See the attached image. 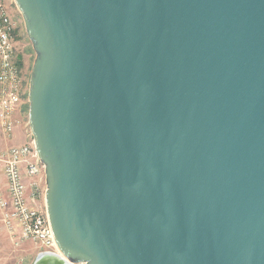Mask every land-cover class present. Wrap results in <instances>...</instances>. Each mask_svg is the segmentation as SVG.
Here are the masks:
<instances>
[{
	"label": "water",
	"instance_id": "water-1",
	"mask_svg": "<svg viewBox=\"0 0 264 264\" xmlns=\"http://www.w3.org/2000/svg\"><path fill=\"white\" fill-rule=\"evenodd\" d=\"M58 252L264 264V0H14Z\"/></svg>",
	"mask_w": 264,
	"mask_h": 264
},
{
	"label": "built area",
	"instance_id": "built-area-1",
	"mask_svg": "<svg viewBox=\"0 0 264 264\" xmlns=\"http://www.w3.org/2000/svg\"><path fill=\"white\" fill-rule=\"evenodd\" d=\"M16 24L0 4V126L12 138L19 125L28 144L0 151L6 190L0 191L1 222L16 248L34 245L40 252H58L45 208L46 177L25 118L28 92L16 48Z\"/></svg>",
	"mask_w": 264,
	"mask_h": 264
},
{
	"label": "rangeland",
	"instance_id": "rangeland-1",
	"mask_svg": "<svg viewBox=\"0 0 264 264\" xmlns=\"http://www.w3.org/2000/svg\"><path fill=\"white\" fill-rule=\"evenodd\" d=\"M0 4L7 9L13 22L16 24V53L26 84L29 88L36 53L27 36L23 18L14 0H0ZM24 116L29 121V109H27L26 115ZM10 238L0 219V264H34L35 254L37 253L36 247L32 244H24L22 247L16 248Z\"/></svg>",
	"mask_w": 264,
	"mask_h": 264
},
{
	"label": "crops",
	"instance_id": "crops-1",
	"mask_svg": "<svg viewBox=\"0 0 264 264\" xmlns=\"http://www.w3.org/2000/svg\"><path fill=\"white\" fill-rule=\"evenodd\" d=\"M15 133L12 138H7L1 129L0 126V151H4L9 149L12 146H22L25 144H28V138L25 135L24 127L22 125H19V127L16 128ZM6 190V180L3 174V168L0 163V191L4 192ZM1 217V214H0ZM36 256L40 253V250L36 248Z\"/></svg>",
	"mask_w": 264,
	"mask_h": 264
}]
</instances>
